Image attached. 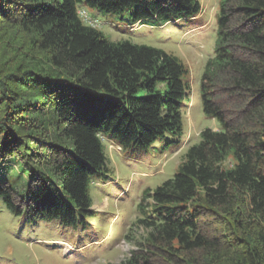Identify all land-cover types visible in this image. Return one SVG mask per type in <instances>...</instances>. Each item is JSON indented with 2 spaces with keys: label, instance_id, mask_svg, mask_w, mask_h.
I'll list each match as a JSON object with an SVG mask.
<instances>
[{
  "label": "trees",
  "instance_id": "obj_1",
  "mask_svg": "<svg viewBox=\"0 0 264 264\" xmlns=\"http://www.w3.org/2000/svg\"><path fill=\"white\" fill-rule=\"evenodd\" d=\"M218 7L200 95L224 130L200 132L174 177L143 192L147 233L119 264H264V0ZM83 8L155 28L202 12L200 0H0V200L69 226L93 216L103 140L179 143L191 103L182 59L108 39Z\"/></svg>",
  "mask_w": 264,
  "mask_h": 264
},
{
  "label": "rangeland",
  "instance_id": "obj_2",
  "mask_svg": "<svg viewBox=\"0 0 264 264\" xmlns=\"http://www.w3.org/2000/svg\"><path fill=\"white\" fill-rule=\"evenodd\" d=\"M200 2L202 12L197 18L157 28L130 26L126 19L80 9L84 22L101 30L108 39L129 40L163 50L188 66L191 103L183 110L184 137L164 149L158 145L159 148L145 152L123 150L104 139L109 172L91 185L93 216L86 217L87 226L39 219L32 213L17 216L0 200V264H119L137 248L147 233L139 223L143 216L138 212V204L143 192L155 190L174 177L186 150L198 141L200 132L224 130L205 114L200 95L205 66L215 52L220 0ZM9 165L14 169V178L15 163Z\"/></svg>",
  "mask_w": 264,
  "mask_h": 264
},
{
  "label": "built area",
  "instance_id": "obj_3",
  "mask_svg": "<svg viewBox=\"0 0 264 264\" xmlns=\"http://www.w3.org/2000/svg\"><path fill=\"white\" fill-rule=\"evenodd\" d=\"M85 12V11H84ZM80 13H82V12H80ZM83 14V13H82ZM81 15V14H80Z\"/></svg>",
  "mask_w": 264,
  "mask_h": 264
}]
</instances>
